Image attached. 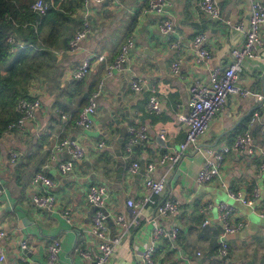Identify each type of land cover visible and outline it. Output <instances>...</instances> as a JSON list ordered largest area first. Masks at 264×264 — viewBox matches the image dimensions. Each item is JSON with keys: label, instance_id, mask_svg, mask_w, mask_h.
Segmentation results:
<instances>
[{"label": "crops", "instance_id": "obj_1", "mask_svg": "<svg viewBox=\"0 0 264 264\" xmlns=\"http://www.w3.org/2000/svg\"><path fill=\"white\" fill-rule=\"evenodd\" d=\"M146 1L91 3L89 35L77 51L56 54L54 50L64 46V40L80 23L79 7L66 10L61 18L62 34L57 46L50 47L53 58L27 86V94L40 100L33 118L21 129L0 134V186L4 189L0 198V228L7 232L0 240L3 250L0 264H48L46 245L52 238L59 239L61 244L53 264H92L81 253L96 250L98 241L90 231L92 206L85 200L91 182L104 185L110 194L107 209L127 220L132 217L127 199L149 196L139 210L134 228L107 219V235L117 237L119 243L102 264H135V258L151 240L153 225L164 230L174 226L178 229L173 240L156 239L151 264H264V216L228 195L232 192L252 198L253 207L259 204L264 196V172L259 168L264 155L230 150L224 153L220 177L201 183L196 181V173L204 156L188 149L175 164H155L149 172L153 179L166 182L160 193H149L145 188L146 163L172 152L184 137L185 125L178 115L186 114L190 107L188 81L207 82L212 70L228 63L229 49L240 45L244 38L242 32L225 22L208 18L196 0H167L166 10L161 14L143 13ZM260 1L264 4V0ZM215 2L223 18L231 22L248 20L249 0ZM165 17L172 21L173 33L159 30V22ZM50 28L51 24L45 21L41 35L45 36ZM259 32L263 43L258 56L242 61L238 83L251 92L264 94V26ZM198 33L203 34V45L210 53L202 62H196L192 47ZM127 37L132 38L129 60L125 66L108 72L107 62L115 57ZM96 53H103L106 60L91 61L86 76L74 79L71 69ZM173 61H177L178 74L170 68ZM131 76L141 79L148 89L132 90ZM100 81L102 89L96 98L93 124L83 128L76 122V110L87 102V96ZM151 84L160 103L157 113L146 109ZM61 112L66 118L60 117ZM254 113L264 122V102L250 94H229L201 142L231 144ZM140 126L145 128L147 138L129 142V128ZM261 127L260 123H253L251 133L255 146L264 153ZM62 137L75 138L85 149L66 173H60L57 164L70 155L54 149ZM12 151L17 154L14 161ZM132 161H137L139 168L129 173L127 168ZM41 169L53 181L50 190L55 203L51 210L37 209L32 203L34 187L30 179ZM164 198L173 199L176 208L166 216H159L155 207ZM220 201L229 204V219L241 223L231 233L224 232L218 219L216 204ZM207 204L209 208H204ZM64 210L69 211V219ZM250 213L251 217L260 216V222H251ZM222 242L228 245L224 254L219 251Z\"/></svg>", "mask_w": 264, "mask_h": 264}, {"label": "built area", "instance_id": "obj_2", "mask_svg": "<svg viewBox=\"0 0 264 264\" xmlns=\"http://www.w3.org/2000/svg\"><path fill=\"white\" fill-rule=\"evenodd\" d=\"M105 0H82L79 7L80 23L79 26L72 33L67 41L65 48L54 50V53L75 52L80 48L82 41L91 32L90 9L91 3H100ZM199 7L203 10L206 16L210 19L221 20L229 25L232 29L242 32L244 38L240 45L233 46L228 51V63L222 68H215L209 74L207 82L200 79H191L187 83V91L189 95V110L186 114L178 115V119L185 125L184 137L179 142L176 149L172 152L160 154L155 160L148 161L145 165L147 176L144 179L145 188L149 193H160L166 186L163 179H153L149 172L153 169L155 164H162L168 162L170 165L175 164L186 150L190 152L201 153L204 156L203 165L196 173L197 182H208L220 177V168L223 161L224 153L232 150L240 154L252 155L256 152L258 155H264L261 148H257L253 142L251 125L258 122L264 128V122L259 120L258 115L254 113L248 123L247 127L238 133L231 144H206L201 142L208 125L214 115L222 110L225 106L229 94H240L246 96L250 94L255 100L264 102V94L259 92H251L248 88L238 83L239 72L242 67V61L246 58H254L258 56V51L262 46V38L259 28L264 26V4L260 0H249L250 11L248 20H238L231 22L229 19L223 18L220 15L219 8L215 0H196ZM167 0H147L142 9L143 13H164ZM53 6L52 0H34L30 8L37 13H43L49 7ZM159 30L162 33L169 34L175 31L174 25L169 18H162L159 22ZM204 36L198 33L194 36L192 41L193 52L195 54L196 62H202L210 55L209 51L203 45ZM176 45V43H174ZM132 45V38L127 37L121 44L118 53L115 57L107 62V71L121 68L125 66L129 60V48ZM103 58V59H102ZM93 60H106L103 53L92 54L82 59L78 65L71 69V75L74 79H82L86 76L91 67ZM170 68L174 73H179L177 61L170 64ZM129 86L134 91H139L147 88L146 84L139 78L131 76L129 79ZM102 89V81H100L96 88L92 90L87 96V102L78 111L76 122L83 128H90L93 124L94 115L97 109L96 98ZM148 89V88H147ZM150 93L146 100V109L149 112L157 113L160 111V103L157 94L154 90V85H150ZM40 100L37 96L21 97L17 100L15 108L18 112L17 118L7 123L1 134H7L13 130L21 129L27 120L34 116L36 108L39 106ZM61 118H66V114L60 113ZM182 117V119H181ZM129 142L136 140H143L147 138L145 128L140 126L137 129L129 128ZM54 149L57 151H65L70 155V158L61 160L57 164V170L60 173H66L74 166L73 160L80 158L84 154V147L76 141L73 137H62L54 144ZM17 157L16 152H11V160L14 161ZM139 168L137 161H132L127 171L129 173L136 172ZM259 168L264 172V161L259 163ZM31 186L34 187L32 195V203L37 209L51 210L55 198L51 192L50 187L53 184L51 177L42 169L32 174L30 179ZM4 193L3 187L0 186V198ZM256 190H253V195ZM228 195L248 205L251 202L253 209L258 215L264 216V196L259 204L253 207L252 198L242 196L240 194H233L228 192ZM110 194L104 185L91 182L87 185L85 191V200L92 206L90 214V231L97 238L96 250L82 251V255L87 257L92 264H102L113 252L114 247L119 243L117 237H109L107 235V219L113 218L115 222L124 227H135L138 224V213L141 207L149 200V196H142L138 199H127L126 206L130 208L132 217L130 219L124 218L121 214H113L107 209ZM207 204L204 208H209ZM218 210V219L221 221L224 232L231 233L237 230L241 223H233L230 219L231 208L228 203L220 201L216 204ZM176 208V202L171 198H164L160 200L155 207L156 214L159 216H166L173 212ZM203 207L201 210L204 209ZM63 214L67 219L70 218L68 210H64ZM204 221L203 223H205ZM177 227H172L164 230L159 225H153L151 232V240L143 247L139 256L135 258V264H151L152 252L155 248V242L158 237H164L173 240L177 235ZM7 232L0 228V240ZM25 241L22 240L21 247H25ZM228 245L222 242L219 248L221 254L227 252ZM61 244L59 239L52 238L46 245V262L53 264L59 255ZM199 253V252H197ZM0 258H3V250L0 245ZM194 264V263H190Z\"/></svg>", "mask_w": 264, "mask_h": 264}, {"label": "trees", "instance_id": "obj_3", "mask_svg": "<svg viewBox=\"0 0 264 264\" xmlns=\"http://www.w3.org/2000/svg\"><path fill=\"white\" fill-rule=\"evenodd\" d=\"M33 1L0 0V134L8 122L17 118V100L29 97V81L52 60L50 47L57 46L65 11L80 7L82 0H53V6L43 13L31 10ZM45 21L51 28L42 36L41 25ZM82 106L81 103L76 110V117Z\"/></svg>", "mask_w": 264, "mask_h": 264}, {"label": "clouds", "instance_id": "obj_4", "mask_svg": "<svg viewBox=\"0 0 264 264\" xmlns=\"http://www.w3.org/2000/svg\"><path fill=\"white\" fill-rule=\"evenodd\" d=\"M102 59H103V58H102ZM181 119H182V117H181ZM248 207H249V208L252 207L251 202L248 203ZM249 218H250L251 222H255V223H258V222H260V220H261V217H260V216L251 217V213H250Z\"/></svg>", "mask_w": 264, "mask_h": 264}, {"label": "water", "instance_id": "obj_5", "mask_svg": "<svg viewBox=\"0 0 264 264\" xmlns=\"http://www.w3.org/2000/svg\"><path fill=\"white\" fill-rule=\"evenodd\" d=\"M84 95H87V94H84Z\"/></svg>", "mask_w": 264, "mask_h": 264}]
</instances>
